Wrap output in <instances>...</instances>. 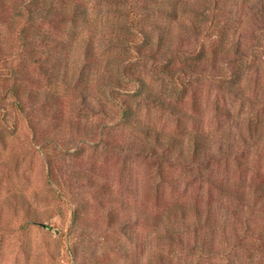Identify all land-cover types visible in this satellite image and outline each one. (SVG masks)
<instances>
[{
  "label": "rangeland",
  "instance_id": "rangeland-1",
  "mask_svg": "<svg viewBox=\"0 0 264 264\" xmlns=\"http://www.w3.org/2000/svg\"><path fill=\"white\" fill-rule=\"evenodd\" d=\"M36 1L0 0V264H264V0Z\"/></svg>",
  "mask_w": 264,
  "mask_h": 264
},
{
  "label": "trees",
  "instance_id": "trees-1",
  "mask_svg": "<svg viewBox=\"0 0 264 264\" xmlns=\"http://www.w3.org/2000/svg\"><path fill=\"white\" fill-rule=\"evenodd\" d=\"M36 1V0H35ZM44 5L47 6V2L45 3L44 0H37L36 2H34L33 6L36 10V7H43ZM12 91L14 92L15 96H16V100L19 101V97L17 96V94L15 93L17 90L16 89H12ZM21 106V104H20ZM131 112V107L129 105H125L124 107V115L127 117L129 116V113Z\"/></svg>",
  "mask_w": 264,
  "mask_h": 264
},
{
  "label": "water",
  "instance_id": "water-1",
  "mask_svg": "<svg viewBox=\"0 0 264 264\" xmlns=\"http://www.w3.org/2000/svg\"><path fill=\"white\" fill-rule=\"evenodd\" d=\"M45 225H43V227H44Z\"/></svg>",
  "mask_w": 264,
  "mask_h": 264
}]
</instances>
